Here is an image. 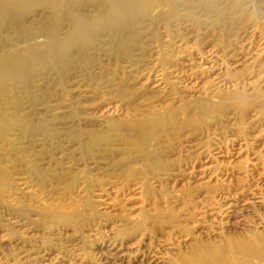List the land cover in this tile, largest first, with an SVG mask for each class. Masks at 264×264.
Segmentation results:
<instances>
[{"label":"rangeland","instance_id":"374dc122","mask_svg":"<svg viewBox=\"0 0 264 264\" xmlns=\"http://www.w3.org/2000/svg\"><path fill=\"white\" fill-rule=\"evenodd\" d=\"M131 1L0 0V264H264V0Z\"/></svg>","mask_w":264,"mask_h":264},{"label":"bare ground","instance_id":"6f19581e","mask_svg":"<svg viewBox=\"0 0 264 264\" xmlns=\"http://www.w3.org/2000/svg\"><path fill=\"white\" fill-rule=\"evenodd\" d=\"M125 1V3L127 2L128 3V5H130L131 4V0H124ZM7 9V7H2V8H0V12H2V11H5ZM113 9V8H112ZM80 33H81V31H79V30H74V32H73V34H75V35H80ZM1 79V78H0ZM1 81H3V80H1Z\"/></svg>","mask_w":264,"mask_h":264}]
</instances>
